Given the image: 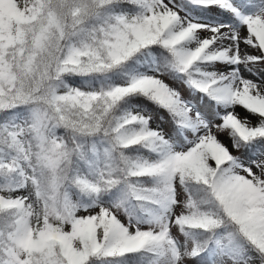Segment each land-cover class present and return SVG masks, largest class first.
Masks as SVG:
<instances>
[{
  "label": "snow or ice",
  "instance_id": "6c2138e0",
  "mask_svg": "<svg viewBox=\"0 0 264 264\" xmlns=\"http://www.w3.org/2000/svg\"><path fill=\"white\" fill-rule=\"evenodd\" d=\"M0 264H264V0H0Z\"/></svg>",
  "mask_w": 264,
  "mask_h": 264
},
{
  "label": "rangeland",
  "instance_id": "374dc122",
  "mask_svg": "<svg viewBox=\"0 0 264 264\" xmlns=\"http://www.w3.org/2000/svg\"><path fill=\"white\" fill-rule=\"evenodd\" d=\"M238 112H240V114L243 116V115H246V112L242 109H237ZM253 120H254V117H253Z\"/></svg>",
  "mask_w": 264,
  "mask_h": 264
}]
</instances>
